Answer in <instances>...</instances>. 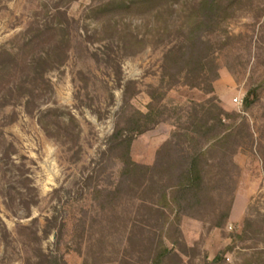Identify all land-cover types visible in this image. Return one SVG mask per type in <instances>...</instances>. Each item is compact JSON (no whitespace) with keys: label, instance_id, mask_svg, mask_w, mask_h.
<instances>
[{"label":"rangeland","instance_id":"374dc122","mask_svg":"<svg viewBox=\"0 0 264 264\" xmlns=\"http://www.w3.org/2000/svg\"><path fill=\"white\" fill-rule=\"evenodd\" d=\"M200 1L0 0V264H155L160 237L179 254L161 264H264V0H216L202 34L213 93L212 73L175 82L165 69ZM220 108L234 135L207 149L199 211L151 210L163 202L151 173L118 189L115 130L152 167L176 132ZM138 111L156 121L142 132Z\"/></svg>","mask_w":264,"mask_h":264},{"label":"trees","instance_id":"16d2710c","mask_svg":"<svg viewBox=\"0 0 264 264\" xmlns=\"http://www.w3.org/2000/svg\"><path fill=\"white\" fill-rule=\"evenodd\" d=\"M220 7L221 5L216 0H201L199 8L202 11V16L190 28L186 43L180 47H171L165 53L166 73L171 71V76L176 79L175 82H179L177 76L179 77L182 73L189 75L196 71L197 76L203 75L204 79L207 73H212L206 91L208 93L215 91L213 81L219 77V72L215 60L211 58L209 43L203 39L202 34L205 26L217 20L216 15ZM185 84L200 87L201 82H186ZM217 99L215 97V100ZM246 101V106H248V100ZM138 114L139 118L136 119L134 126L136 131L147 130L152 121L156 122L152 120V113L150 112L138 111ZM230 116L231 114L220 108V112L212 122L207 120L205 123L199 124L194 120L189 126L181 128L159 150L156 163L152 167L139 164L131 159L129 150L132 139L130 136L124 135L122 129L118 128L111 136L113 145L122 148L124 151V155L121 156L124 164L118 189L130 177H134L138 173L144 175L151 173L149 186L156 187L158 185L160 187L159 192L163 202L162 204H152L150 209L159 216L168 217L167 209H170L171 206L170 211L176 220L185 214L193 215L194 212L199 211L204 206L206 199L210 197L209 186L206 181L207 149L209 147L214 148L217 144L234 135V126L226 125L223 121L225 117ZM143 119L144 122H141ZM233 164L235 165V163ZM157 173H163L160 176V181L155 180ZM228 216L229 211L222 212V220L217 225L221 224ZM168 220H165L160 226L163 227ZM172 222L170 220L169 225ZM176 229L179 230L178 227ZM158 242L160 243L153 257L155 264H161L168 258L179 256L177 251L169 248L161 237ZM219 258L220 256H217L210 264L218 262Z\"/></svg>","mask_w":264,"mask_h":264},{"label":"built area","instance_id":"2783aa9c","mask_svg":"<svg viewBox=\"0 0 264 264\" xmlns=\"http://www.w3.org/2000/svg\"><path fill=\"white\" fill-rule=\"evenodd\" d=\"M235 101H238V99H237V98H235Z\"/></svg>","mask_w":264,"mask_h":264}]
</instances>
